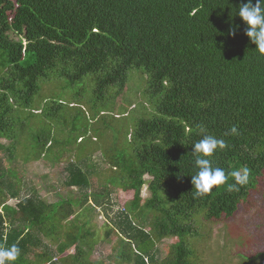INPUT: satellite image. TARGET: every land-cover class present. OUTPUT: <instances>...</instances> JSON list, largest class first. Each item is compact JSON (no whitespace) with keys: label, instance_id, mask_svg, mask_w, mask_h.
I'll return each mask as SVG.
<instances>
[{"label":"trees","instance_id":"trees-1","mask_svg":"<svg viewBox=\"0 0 264 264\" xmlns=\"http://www.w3.org/2000/svg\"><path fill=\"white\" fill-rule=\"evenodd\" d=\"M242 3L247 0H0V140L7 141L0 154L9 162L0 159V248L20 249L15 264H199L187 242L199 232L194 219L227 222L242 205L253 206L251 193L264 184V54L235 15ZM134 69L147 75L142 93L154 112L136 123L124 149L103 155L112 167L103 191L88 192L93 178H101L93 158L65 167L64 185L85 193L81 208L90 198L93 207L78 216L81 201L73 197L50 203L33 191L22 198L23 179L11 171L4 178L6 169L43 158L58 162L71 150L65 146L52 159L55 143L38 134L32 146L49 152L29 150L19 160L26 111L34 112L42 83L65 80L66 90L89 79L95 83L90 106L98 115L128 91ZM84 95L81 89L73 99ZM47 105L41 114L54 124L64 104L52 98ZM205 135L226 143L209 159L227 180L196 196L192 147ZM243 169L247 183L229 190L230 173ZM116 188L134 197L100 234L88 209H111ZM111 234L117 241L110 262L92 261L100 235L110 241ZM169 238L178 241L161 258L158 244ZM46 239L58 242L56 248ZM257 257L264 260V251Z\"/></svg>","mask_w":264,"mask_h":264},{"label":"rangeland","instance_id":"rangeland-1","mask_svg":"<svg viewBox=\"0 0 264 264\" xmlns=\"http://www.w3.org/2000/svg\"><path fill=\"white\" fill-rule=\"evenodd\" d=\"M129 77L128 91H125L117 101H110L105 109L106 112L98 115V112L90 106V96L92 97L95 83L89 79L66 88V90H64L65 80L42 83L41 91L34 99L32 107L34 112L26 111L28 122L24 125L25 134L21 137L19 160L27 156L26 151L29 150L49 152L51 147H41V149L36 147L34 149L32 146L31 139L38 134L41 138L50 139L55 143L53 149H56V152L51 154L52 159L56 157L55 155H61L66 151L65 146H70L71 150L67 151V155L62 156L63 159L58 162L43 158L24 164L23 168H19L22 163H18L15 164V169H6V173L3 174L4 178L8 179V172L11 171L12 174L19 173L16 180L20 177L23 179L22 198L32 195L33 191L38 192L50 203L73 197L78 202L81 201L76 205L78 216L86 213L85 207H93L91 204L93 200L90 198V202L81 208L85 193L77 189L71 190L64 185L65 167L70 161H87L92 164L93 162L90 160L93 158L96 164V174H100L101 178H93L92 188L88 192L92 195L94 191H103L101 189L111 177L110 170L112 169L111 164L104 159L103 155L105 153L112 155L124 149L128 142V135L136 123L142 119L151 118L152 113L149 112H154L151 104L143 98L142 93L148 86L147 75L141 70L134 69L130 70ZM81 89H84L86 96H83L82 101L74 100L73 95ZM52 98L64 104V108L57 115L54 124L50 123L51 119L41 114ZM142 102L146 105V111L149 113L147 115H145L146 111ZM136 105H138L137 109L130 110ZM81 137L84 139L83 142H81L82 139L79 140ZM0 143L5 144L7 141L0 140ZM0 159L4 160V165L9 164L8 155L6 159V155L1 153ZM6 167L8 168V166ZM145 179L149 181L152 178L145 176ZM0 194L3 193L0 191ZM148 196L149 191L146 185L142 191V197L147 198ZM133 197V192H125L116 188L115 192L111 194L113 204L111 209L107 207L108 204L101 208L88 209L93 228L102 234L105 228L104 224H112L116 214L123 211ZM250 201H254L252 207L243 209L245 205H242L236 217L227 222H207L201 218L199 220L204 222L199 224L196 222V218L194 219L199 232L195 236L187 237L189 247L196 253L192 259L194 262L199 264H264V260L257 257L258 253L264 251V184L258 185L252 191ZM17 203L18 200L15 199L9 201L11 206H15ZM105 210H108L109 214H106ZM78 216L75 215L76 218ZM116 241L117 236L114 234H111L110 241L103 240L100 235V242L94 247L91 260L109 263V256L113 253ZM177 241V238L161 241L158 244L159 256L165 258L169 247ZM46 242L53 248H56L58 244L55 240L50 239H46ZM68 253H75V248L69 250Z\"/></svg>","mask_w":264,"mask_h":264},{"label":"clouds","instance_id":"clouds-1","mask_svg":"<svg viewBox=\"0 0 264 264\" xmlns=\"http://www.w3.org/2000/svg\"><path fill=\"white\" fill-rule=\"evenodd\" d=\"M246 25V36L250 42L256 46V51L264 54V0H256L253 4L252 0L242 3L235 10ZM235 35V30L231 32ZM236 127L231 128V132L235 133ZM226 143L223 139H217L213 135H205L196 142L192 147V155L194 157V165L198 169L195 175L191 176V183L195 189L196 196H203L211 192L214 187L224 185L227 175L222 168L212 167L209 157H212L217 149H224ZM234 183L228 185L229 190L236 189L238 185H244L248 180L247 169L236 170L230 173ZM20 255V249L16 245L8 248H0V264H15Z\"/></svg>","mask_w":264,"mask_h":264}]
</instances>
